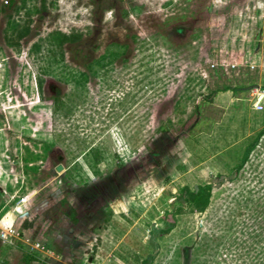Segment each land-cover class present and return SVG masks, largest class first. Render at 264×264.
<instances>
[{
	"label": "rangeland",
	"instance_id": "obj_1",
	"mask_svg": "<svg viewBox=\"0 0 264 264\" xmlns=\"http://www.w3.org/2000/svg\"><path fill=\"white\" fill-rule=\"evenodd\" d=\"M263 88L264 0H0V264H264Z\"/></svg>",
	"mask_w": 264,
	"mask_h": 264
},
{
	"label": "crops",
	"instance_id": "obj_2",
	"mask_svg": "<svg viewBox=\"0 0 264 264\" xmlns=\"http://www.w3.org/2000/svg\"><path fill=\"white\" fill-rule=\"evenodd\" d=\"M259 90L260 89H256L254 92H251L250 96L255 98L256 93ZM239 101H240L239 98L231 97L229 103H231V105H234ZM251 111H253V113L258 112L254 109L253 105H251ZM16 208H19V206H17ZM16 227H17L16 229H20V227L18 226ZM24 231L29 235L30 233L33 232L32 229H26ZM74 232L75 229L73 228H67V230L64 231H62V229L59 228V230H55L53 233L51 232L50 234L44 236L43 237L44 239L43 241H41V243L36 242L34 244H30V245L28 244L29 250L31 249L30 250L31 252L29 253L22 252L24 251V249H27L25 248L26 247L25 244L27 240L25 242L23 241L20 242L22 248H20L19 246L15 247L17 250H21V252L18 251L19 253H17L19 255L18 257H20L19 264H92V261L95 258L89 256L90 249L88 245H86L87 243L82 245L81 242L75 241L73 238ZM16 237L17 236H12L11 238H16ZM39 238H42V235L39 236ZM16 239L19 240V238ZM7 249H8L7 251L9 252V250L11 251L12 248L9 249V247H7ZM98 258L99 257L96 255V260H98ZM111 263L112 260L106 258V259H102L101 263L99 264H111ZM1 264H9V263L6 261Z\"/></svg>",
	"mask_w": 264,
	"mask_h": 264
},
{
	"label": "trees",
	"instance_id": "obj_3",
	"mask_svg": "<svg viewBox=\"0 0 264 264\" xmlns=\"http://www.w3.org/2000/svg\"><path fill=\"white\" fill-rule=\"evenodd\" d=\"M66 41H73V38L72 40L70 38H65ZM263 91H264V88H263ZM264 133V128L259 132L258 136L256 137V139L254 140V142H252L244 151L243 155H242V158H241V161L240 163L235 167V171L238 172L239 170L242 169V167L244 166V164L246 163L247 159H248V156L250 154V152L252 151V149L254 148V146L256 145V140L258 139V137H260L262 134ZM211 186L210 185H205L203 187H198L196 189L195 192L193 193H190L189 192V200L187 201L188 203H191V202H194L198 199L200 200H203V205H202V208L201 210H203L206 205L208 204V199H209V196H210V192H211ZM169 230L166 229L162 232L164 233H167V231ZM144 264H147V262L143 261Z\"/></svg>",
	"mask_w": 264,
	"mask_h": 264
},
{
	"label": "built area",
	"instance_id": "obj_4",
	"mask_svg": "<svg viewBox=\"0 0 264 264\" xmlns=\"http://www.w3.org/2000/svg\"><path fill=\"white\" fill-rule=\"evenodd\" d=\"M259 96H261V98H260V100H257ZM255 99H256V102L253 105L254 109L258 112L263 111V109H264V104H263V102H264V91L263 92L258 91L256 93ZM4 229H5V231L2 230L0 232V238L2 240L6 241L8 238L13 236L14 231L12 230V225H4Z\"/></svg>",
	"mask_w": 264,
	"mask_h": 264
},
{
	"label": "water",
	"instance_id": "obj_5",
	"mask_svg": "<svg viewBox=\"0 0 264 264\" xmlns=\"http://www.w3.org/2000/svg\"><path fill=\"white\" fill-rule=\"evenodd\" d=\"M260 98H261V96H259L257 100H260ZM60 170H61V167H58L57 171H60Z\"/></svg>",
	"mask_w": 264,
	"mask_h": 264
},
{
	"label": "bare ground",
	"instance_id": "obj_6",
	"mask_svg": "<svg viewBox=\"0 0 264 264\" xmlns=\"http://www.w3.org/2000/svg\"><path fill=\"white\" fill-rule=\"evenodd\" d=\"M1 222V221H0Z\"/></svg>",
	"mask_w": 264,
	"mask_h": 264
}]
</instances>
